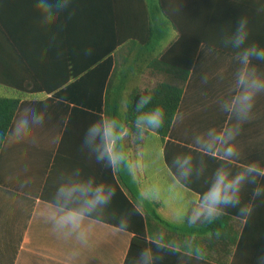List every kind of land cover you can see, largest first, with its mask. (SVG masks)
<instances>
[{
  "label": "crops",
  "instance_id": "crops-1",
  "mask_svg": "<svg viewBox=\"0 0 264 264\" xmlns=\"http://www.w3.org/2000/svg\"><path fill=\"white\" fill-rule=\"evenodd\" d=\"M39 2L0 0V88L20 99L0 150V264H262L264 197L252 201L254 185L242 193L254 209L246 221L235 209L212 224L190 225L188 217L216 168H264V92L227 138L238 124L227 109L243 66L223 42L245 16L246 46L264 48V0H43L57 14L51 23ZM186 54H194L191 64ZM252 63L264 76V62ZM163 83L180 88L169 131H145L136 143L118 119L133 116L135 94ZM41 116L43 124L34 123ZM25 118L27 133L11 142ZM101 121H115L122 133V144L109 145L112 162L98 158L99 137L85 143L88 127ZM149 135L161 142L151 194L133 156ZM230 144L237 154L226 158ZM89 184L115 195L85 219L80 242L53 229L49 209L61 186ZM196 246L203 259L193 256Z\"/></svg>",
  "mask_w": 264,
  "mask_h": 264
},
{
  "label": "clouds",
  "instance_id": "clouds-1",
  "mask_svg": "<svg viewBox=\"0 0 264 264\" xmlns=\"http://www.w3.org/2000/svg\"><path fill=\"white\" fill-rule=\"evenodd\" d=\"M66 7V5H65ZM36 8L46 15L47 23L53 22L57 14L53 13L52 5L44 3L43 0L36 4ZM63 7L57 9V13L62 12ZM248 18L241 17L231 35V40L225 38L224 44L237 49L236 58L243 68L235 76V94L228 101L230 107L227 109L233 112L237 118V126L227 134L229 141H233L239 130V123L246 121L252 111L256 96L264 92V76L260 75L253 65L252 61L264 62V48L256 44L246 46L248 38ZM86 54H91V49ZM152 101L151 95H141L136 103V108H145ZM165 112L160 106L137 116L136 126L144 131L159 129L164 124ZM34 123L43 124V117L35 118ZM28 120H19L13 129V139L11 142H20L28 130ZM104 142V151L98 157L104 159L107 155L110 162L114 156L109 150V145L122 138V133L117 129L115 121H101L91 124L85 135V143L92 144L97 138ZM230 150L224 153L226 158L237 154L234 145H229ZM117 161L122 157H115ZM189 163L188 159L183 161L184 165ZM189 171L185 169L180 173L182 177H187ZM264 178V168H261L258 162H253L245 166L244 170L232 174L230 170L223 166L216 168L213 172L207 189L200 196V201L193 208L191 215L188 217V223L195 225L198 223L212 224L223 216L227 215V209H235L236 216L240 219L247 220L253 213L252 204L242 203V193L249 184L254 185L252 188L251 199L257 201L264 197V186L259 184V180ZM115 195V189H110L107 193L104 191L103 184L96 186L94 189L89 184L82 187L65 188L61 186L57 190L53 207L49 209V219L52 222L53 229L58 233L68 237L76 233V239L80 242L86 241V233L81 230V226L86 218L90 217L98 206L109 203L112 196ZM75 205V206H73ZM129 224L123 223L118 227L126 230ZM220 231L216 230L215 235L220 236ZM175 251V249H174ZM193 256L196 259H203L202 249L196 246L193 250ZM149 250L143 249L141 257L147 258ZM264 264V257H261Z\"/></svg>",
  "mask_w": 264,
  "mask_h": 264
},
{
  "label": "trees",
  "instance_id": "trees-1",
  "mask_svg": "<svg viewBox=\"0 0 264 264\" xmlns=\"http://www.w3.org/2000/svg\"><path fill=\"white\" fill-rule=\"evenodd\" d=\"M193 55L194 54L192 55L186 54L187 57L190 56L189 57L190 64L193 61ZM179 94H180V88L166 83L159 84L151 91L137 93L129 101L130 109L136 110L133 113V116L129 118L126 117L119 118L118 123L121 124L122 127L127 126L129 129V133H132L135 136V142L138 143L142 135H141V130L136 126L137 116L143 114L144 112L149 111L150 110L149 108L152 109L156 106H160L164 109L165 117H164V124L161 128L157 129V133L161 137H165L171 126L175 110L179 105V99H180ZM141 95H151L152 101L145 108L140 109L138 111L136 108V103ZM19 104H20V99L0 96V150L2 148L5 139L7 138L9 128L11 127L17 109L19 107ZM132 122L133 125H131ZM115 143L122 144L123 139L121 138L115 141ZM134 171H136V169ZM223 217L225 220H229L227 216H223ZM136 242L140 244V241L135 239V243Z\"/></svg>",
  "mask_w": 264,
  "mask_h": 264
},
{
  "label": "rangeland",
  "instance_id": "rangeland-1",
  "mask_svg": "<svg viewBox=\"0 0 264 264\" xmlns=\"http://www.w3.org/2000/svg\"><path fill=\"white\" fill-rule=\"evenodd\" d=\"M0 96L1 97H15V95H12L10 93H5L2 88H0ZM161 142L160 139L155 135H149V138L144 145L143 152H140L139 154L133 153V156L138 157V167L139 172L143 178L144 174H147L149 176V180H152L151 174L153 172H157L156 169H159V159L161 158V152H160ZM135 148L138 149L137 146ZM125 149V148H123ZM125 151V150H124ZM132 151V150H131ZM133 152V151H132ZM137 171H135L136 173ZM153 181L145 183V187L148 191V193H152L154 190L153 185H151Z\"/></svg>",
  "mask_w": 264,
  "mask_h": 264
}]
</instances>
